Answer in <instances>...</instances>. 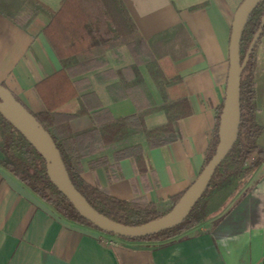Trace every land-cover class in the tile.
I'll list each match as a JSON object with an SVG mask.
<instances>
[{
	"label": "trees",
	"instance_id": "1",
	"mask_svg": "<svg viewBox=\"0 0 264 264\" xmlns=\"http://www.w3.org/2000/svg\"><path fill=\"white\" fill-rule=\"evenodd\" d=\"M0 13L32 36L42 32L61 62L58 70L32 88L39 112H31L13 95L50 135L75 189L96 211L125 225H139L166 214L184 191L159 202L145 196L121 199L107 185L88 183L82 173L100 168L110 184L122 179L120 162L127 159L136 173L143 174L147 171L146 149L180 138L178 121L191 112L173 64L178 56L176 37L183 40L182 27L144 38L123 0H60L55 10L40 0H0ZM263 15L264 0L253 8L242 31L241 61ZM263 34L264 26L240 74L238 135L200 198L176 226L140 238L117 237L165 241L183 234L221 213L264 162V107L259 104L264 74L256 51ZM221 107L222 102L202 168L218 142ZM159 111L164 121L148 123V117ZM82 115L90 118L91 125L72 130L71 120ZM0 151V165L58 214L99 230L58 191L46 173L43 157L1 114Z\"/></svg>",
	"mask_w": 264,
	"mask_h": 264
},
{
	"label": "crops",
	"instance_id": "2",
	"mask_svg": "<svg viewBox=\"0 0 264 264\" xmlns=\"http://www.w3.org/2000/svg\"><path fill=\"white\" fill-rule=\"evenodd\" d=\"M40 1L54 10L60 2ZM123 1L144 38L182 27L173 64L191 112L178 121V140L146 149L145 173L124 159L116 182L107 184L100 168L82 177L121 199L159 202L185 191L202 170L225 93L231 22L242 0ZM60 67L42 32L32 36L0 13V83L31 112L41 110L34 84ZM90 125L87 115L70 122L74 131ZM0 264H264V162L221 213L165 241L121 239L67 220L0 165Z\"/></svg>",
	"mask_w": 264,
	"mask_h": 264
},
{
	"label": "water",
	"instance_id": "3",
	"mask_svg": "<svg viewBox=\"0 0 264 264\" xmlns=\"http://www.w3.org/2000/svg\"><path fill=\"white\" fill-rule=\"evenodd\" d=\"M262 0H242L237 6L230 28L228 47V72L222 107L219 113L214 153L186 188L174 206L164 215L139 225H125L109 219L92 208L71 183L58 149L48 132L32 113L13 95L12 91L0 84V114L13 125L45 160L46 173L75 210L99 230L125 238H140L156 234L178 225L188 214L205 190L215 168L232 147L238 135L240 122L239 83L240 74L249 53L256 44L264 26V15L259 28L251 39L243 60H240L239 43L242 31L253 8Z\"/></svg>",
	"mask_w": 264,
	"mask_h": 264
},
{
	"label": "rangeland",
	"instance_id": "4",
	"mask_svg": "<svg viewBox=\"0 0 264 264\" xmlns=\"http://www.w3.org/2000/svg\"><path fill=\"white\" fill-rule=\"evenodd\" d=\"M257 54H258V66L259 70L262 74H264V41L261 43V40L259 41L257 48H256ZM260 92L262 93L260 95L259 104L263 108L264 107V82L262 86L260 87ZM264 110H262L263 112ZM164 113L162 111L154 113L153 117L148 120V123L150 124H156L164 121Z\"/></svg>",
	"mask_w": 264,
	"mask_h": 264
},
{
	"label": "built area",
	"instance_id": "5",
	"mask_svg": "<svg viewBox=\"0 0 264 264\" xmlns=\"http://www.w3.org/2000/svg\"><path fill=\"white\" fill-rule=\"evenodd\" d=\"M107 242L108 243H114V240H113V238L111 236H109V238H107Z\"/></svg>",
	"mask_w": 264,
	"mask_h": 264
}]
</instances>
